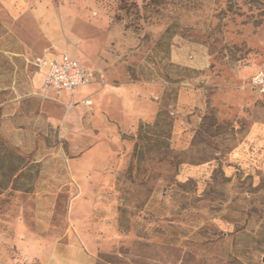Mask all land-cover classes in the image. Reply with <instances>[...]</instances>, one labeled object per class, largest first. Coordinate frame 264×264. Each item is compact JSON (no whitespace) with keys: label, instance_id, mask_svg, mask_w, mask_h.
Instances as JSON below:
<instances>
[{"label":"rangeland","instance_id":"374dc122","mask_svg":"<svg viewBox=\"0 0 264 264\" xmlns=\"http://www.w3.org/2000/svg\"><path fill=\"white\" fill-rule=\"evenodd\" d=\"M262 68L264 0H0V264H264Z\"/></svg>","mask_w":264,"mask_h":264},{"label":"built area","instance_id":"2783aa9c","mask_svg":"<svg viewBox=\"0 0 264 264\" xmlns=\"http://www.w3.org/2000/svg\"><path fill=\"white\" fill-rule=\"evenodd\" d=\"M44 68V87L48 91L68 92L73 95L96 79L93 69L83 65L79 60L63 53L59 57L41 60ZM253 88L264 95V68L257 70L251 79ZM88 100H85L87 102Z\"/></svg>","mask_w":264,"mask_h":264},{"label":"crops","instance_id":"0c3cea01","mask_svg":"<svg viewBox=\"0 0 264 264\" xmlns=\"http://www.w3.org/2000/svg\"><path fill=\"white\" fill-rule=\"evenodd\" d=\"M69 55L73 57L71 54ZM88 91H89L88 86H85V87L78 89L73 95H71L68 92H63V93L67 94L71 98L82 97L81 101H85L87 100V96L85 94ZM33 240L35 243L36 251H38V253H40V255L42 256L43 255V238L35 237L33 238ZM62 243L63 242L61 241H55L53 244H51L52 247L50 248L51 249L50 250L51 251L50 264H93V258L91 254H89V252L85 250V248L75 243H67V244H62ZM42 264H43V261H42Z\"/></svg>","mask_w":264,"mask_h":264},{"label":"bare ground","instance_id":"6f19581e","mask_svg":"<svg viewBox=\"0 0 264 264\" xmlns=\"http://www.w3.org/2000/svg\"><path fill=\"white\" fill-rule=\"evenodd\" d=\"M87 86H89V85H87Z\"/></svg>","mask_w":264,"mask_h":264},{"label":"trees","instance_id":"16d2710c","mask_svg":"<svg viewBox=\"0 0 264 264\" xmlns=\"http://www.w3.org/2000/svg\"><path fill=\"white\" fill-rule=\"evenodd\" d=\"M137 150V149H136Z\"/></svg>","mask_w":264,"mask_h":264}]
</instances>
